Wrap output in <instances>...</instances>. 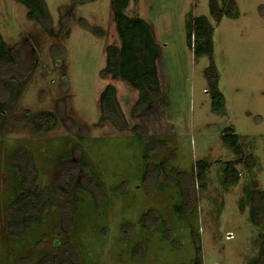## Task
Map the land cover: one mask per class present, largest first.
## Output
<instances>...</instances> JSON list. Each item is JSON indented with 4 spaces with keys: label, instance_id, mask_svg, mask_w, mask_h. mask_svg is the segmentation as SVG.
Returning a JSON list of instances; mask_svg holds the SVG:
<instances>
[{
    "label": "rangeland",
    "instance_id": "obj_1",
    "mask_svg": "<svg viewBox=\"0 0 264 264\" xmlns=\"http://www.w3.org/2000/svg\"><path fill=\"white\" fill-rule=\"evenodd\" d=\"M44 1L50 32L21 1L0 0V36L15 57L0 68V264L62 260L69 246L79 264H194L197 238L202 264H249L264 235L248 200L254 185L264 190V0H235L238 16L220 22L209 0H130L124 13L143 18L161 48V95L151 105L127 81L102 73L107 48L121 45L113 0ZM201 15L214 28L222 113L213 110L205 73L211 58L195 56L188 40L189 21ZM110 84L121 124L101 122L100 96ZM27 110L55 111L59 122L33 135L11 123ZM228 128L243 156L238 182L226 186L227 163L240 158L223 140ZM201 160L209 167L199 188ZM160 162L168 171L144 182L146 165ZM72 165L76 184L67 187L61 177ZM28 190L44 204L25 215L13 201Z\"/></svg>",
    "mask_w": 264,
    "mask_h": 264
},
{
    "label": "trees",
    "instance_id": "obj_2",
    "mask_svg": "<svg viewBox=\"0 0 264 264\" xmlns=\"http://www.w3.org/2000/svg\"><path fill=\"white\" fill-rule=\"evenodd\" d=\"M28 8V16L31 19H38L47 31H51L52 20L48 12L46 2L44 0H19ZM77 3H87L93 0H74ZM130 0H113L114 19L117 26V31L121 40L120 47L109 46L107 48V63L103 69V75H111L114 78H122L127 81L132 87L140 91V102L145 104H153L160 98V84L157 70V60L161 56V48L155 42L149 24L141 17H130L124 13V9L128 6ZM209 0V8L211 15L218 21L224 15L237 17L238 10L235 0ZM84 25H88L85 22ZM64 33L68 32L67 23ZM213 32L214 28L205 15L194 17L188 24V40L191 44L194 54L197 57L208 55L210 63L205 69L208 83L210 86L209 92L212 96L213 110L219 113L225 111V97L219 88V73L213 60ZM14 64L15 57L9 53L6 41L0 36V68L6 64ZM11 89V85H6ZM15 96V95H14ZM13 96V98H14ZM139 101L137 104H139ZM100 110L102 112L101 122L106 119H111L115 124H121L123 114L117 98V88L110 84L105 87L100 96ZM12 122L18 127H27L33 135H43L53 130L58 122L59 117L55 111H41L32 113L27 110L22 115L12 116ZM137 127H135L136 129ZM137 132L134 130V133ZM151 139L143 136L142 142L149 145ZM225 144L229 145L240 156L237 161L227 163L225 168L224 184L226 186L238 182L239 170L237 163L242 161L243 148L239 144V136L234 132L233 128L226 129L223 134ZM160 142V141H159ZM159 142L155 145H159ZM154 143L150 147H155ZM151 156V155H150ZM148 155L147 160L150 159ZM152 157V156H151ZM32 161V160H31ZM244 163L248 168L255 165L253 155H248L244 158ZM33 162V161H32ZM31 166L33 167V163ZM209 164L204 161H197L195 165L193 186L198 182V187H205L206 170ZM164 169L168 171L169 167L166 162H160L158 165H146L143 181L146 182L149 178L152 180L158 178V174ZM78 169L76 166H69L62 175V181L67 187H73L76 184L75 177ZM186 174H180V182ZM24 181V180H23ZM21 180V183H23ZM25 182V181H24ZM185 185V184H184ZM187 186V185H185ZM42 194L36 191L28 190L18 195L13 204L18 208L21 214H32L36 212L44 204ZM250 202V219L257 225L264 222V190H260L256 185L251 189L248 198ZM191 204V203H190ZM195 204V199L187 208L190 210ZM40 208V209H41ZM147 216V215H145ZM261 240V248L257 257L252 259L249 264H264V235ZM197 257L194 264H202L201 261V243L197 238ZM64 257L62 260L56 259L54 256H47L37 264H79L78 257L74 250L69 246L63 250Z\"/></svg>",
    "mask_w": 264,
    "mask_h": 264
},
{
    "label": "built area",
    "instance_id": "obj_3",
    "mask_svg": "<svg viewBox=\"0 0 264 264\" xmlns=\"http://www.w3.org/2000/svg\"><path fill=\"white\" fill-rule=\"evenodd\" d=\"M232 235V234H231ZM232 237H233V235H232ZM232 237H229V238H232Z\"/></svg>",
    "mask_w": 264,
    "mask_h": 264
}]
</instances>
